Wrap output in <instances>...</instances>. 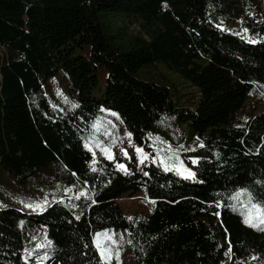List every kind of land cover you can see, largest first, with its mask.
Returning a JSON list of instances; mask_svg holds the SVG:
<instances>
[{
  "label": "trees",
  "instance_id": "16d2710c",
  "mask_svg": "<svg viewBox=\"0 0 264 264\" xmlns=\"http://www.w3.org/2000/svg\"><path fill=\"white\" fill-rule=\"evenodd\" d=\"M112 15L140 20L139 30L116 28ZM262 38L264 0H0V264H100L92 237L103 228L128 229L134 264H264V230L214 203L231 204L242 186L264 198L255 183L264 181V111L240 121L249 98L264 100ZM156 63L198 88L199 102L187 106L176 87L137 78ZM57 77L71 111L55 101L65 93L45 90ZM103 108L120 114L150 157L156 136L174 147L203 140L179 153L196 178L151 158L124 171L97 156L104 171H90L84 133ZM188 156L206 159L191 165ZM80 188L97 203L75 199ZM142 192L156 203L129 221L118 199ZM45 235L52 247L36 249Z\"/></svg>",
  "mask_w": 264,
  "mask_h": 264
},
{
  "label": "snow or ice",
  "instance_id": "6c2138e0",
  "mask_svg": "<svg viewBox=\"0 0 264 264\" xmlns=\"http://www.w3.org/2000/svg\"><path fill=\"white\" fill-rule=\"evenodd\" d=\"M251 15V13H250ZM217 27L223 28V24L220 23ZM229 30V29H225ZM230 31V30H229ZM244 33L243 39H246L250 43H256L257 40L253 39L249 35V29L243 28L241 30ZM239 35V33H237ZM264 39V38H262ZM259 83V82H254ZM261 88H264V85H260ZM264 95V93H261ZM75 106V105H74ZM102 111L110 112L113 117H116L117 120H120L119 114L116 112L111 111V109H102ZM247 119V118H245ZM123 123V121H120ZM163 121H161L162 123ZM239 127V125H238ZM92 128L94 132L90 134L87 138L83 140V144L85 149H87L91 154L92 158L88 161L89 170L92 172H103L104 169L98 167L100 161L97 158L98 149L102 157H104L108 161H116V157L112 152V144L105 143L101 141L96 135L95 132L103 130V134L108 136L112 143H115L117 140L116 132L118 130V125H116L113 121H100V118L97 117V122L93 123ZM149 138H151V134H148ZM123 136L127 138V144L132 146L135 150L136 156L140 163H143L147 159L151 158L154 161L159 162L163 168L167 170H174L176 173L186 179H195L196 178V171L189 167L184 159L180 157V151H195L196 147H204L203 140H200L197 137L198 144H194L191 148H186L184 145H177L173 146L167 140H163L159 136L155 137V141L153 143V148L155 151V155L150 157V154L144 150L143 146L135 145L132 139V132L125 129ZM120 152L123 156H128V151L125 148H121ZM218 155V153H217ZM202 159H206L200 156H188L187 160L190 161L191 165H198ZM115 167L127 171V167L125 163L121 161H116ZM75 175V173H73ZM147 175V173H145ZM85 185L88 183L87 181L84 182ZM256 184H259L262 188H264V181L257 180L255 181ZM76 185H72L70 187H66L63 189L64 192H70L72 188H75ZM72 196L79 200L81 198L85 200H91V204L97 203L95 199L92 198V193L87 188H80L79 190L72 193ZM261 196L264 197V193H261ZM145 199L150 202L151 204L155 205L156 200L154 198L148 197L147 194L145 195ZM228 201H232L231 204H223L222 201L216 200L214 201L217 208L221 206L230 207L233 211L239 210L242 216V222L252 228H258L260 230H264V198H257L252 190L247 186L237 187L235 190L231 192V194L227 197ZM48 200L45 199L43 201L44 204H48ZM60 202H63V198H61ZM28 207H32V205H27ZM91 205H88L90 207ZM39 207V204H37ZM71 207L76 208L78 205L71 204ZM217 216L220 215L219 212L216 213ZM76 219H80V216H76ZM129 221H132L134 218L129 216L127 217ZM135 219H140L136 217ZM23 221L19 222V225H23ZM124 232H128V229H125ZM131 235V233H129ZM103 237V241L101 240ZM33 240H36V237H32ZM122 242H126L127 244L131 245L133 243L132 239H127L125 241V237L123 233L117 234L114 230L103 228L101 230L96 231L92 237V243L96 247L99 253L100 264H112V259L115 258L116 264H121L120 261V253L122 251ZM52 240L44 236L43 243H37L35 245L36 249H45L52 247ZM87 247V245H85ZM228 250L231 251V244H229ZM26 257H31L34 253L29 249H24ZM48 253L46 252L44 258H47ZM231 258V257H230ZM252 259H256L255 256L251 257Z\"/></svg>",
  "mask_w": 264,
  "mask_h": 264
},
{
  "label": "rangeland",
  "instance_id": "374dc122",
  "mask_svg": "<svg viewBox=\"0 0 264 264\" xmlns=\"http://www.w3.org/2000/svg\"><path fill=\"white\" fill-rule=\"evenodd\" d=\"M112 21L115 24L116 28H120L125 24H129V30L131 32H137L139 30V23L141 22L138 19H126L119 15H112L111 16ZM233 26H239L238 23H231ZM3 52L2 48H0V54ZM62 75V74H59ZM137 78L144 80V81H150V82H157L161 83L163 81L167 82L169 85H172L173 87L177 88V91L181 94V100L183 98H190L191 103H187V106H190L191 104H194L195 100L196 103L199 102L200 95L198 88L191 85L189 82L184 80L180 75L177 73L170 71L165 66H163L160 63H156L154 65H148L144 66L140 71L137 73ZM101 85L94 90L95 96H100L101 90L104 87L106 80L103 75H99ZM45 90L47 93H65L63 97L55 98V101L58 105H61L65 110L71 111L76 105L75 100H73L72 96L69 95V93L64 92L65 89V83L63 81L62 77H57L54 79H51L48 84L45 86ZM197 96V99H196ZM182 106H185L184 103L181 104ZM106 109V108H103ZM111 111L116 112L111 109ZM264 111V100L258 96H252L247 101L244 110L240 114V121L246 120L245 118H248L249 116H253L255 114H258L260 112ZM118 113V112H116ZM119 114V113H118ZM120 117V114H119ZM100 121H113L116 125H118V130L116 132L117 140L115 143H112L110 138L108 136H105L103 134V130L99 132H95V135L103 142L105 143H111L112 144V152L116 157V161H121L123 163H132L134 161V158L136 159L137 163L141 166L143 164H146V161L143 163H140L135 150L132 146L127 144V138L123 136V133L125 131L124 125L120 122V120H117L116 117H113L110 112L102 111L99 115ZM97 119L93 121L88 129L85 130L84 138H87L90 134L94 132V129L92 128L93 123H96ZM188 138V135L186 136ZM165 139V138H164ZM125 148L128 151V156L125 157L121 154L120 149ZM146 152L150 154L152 152L151 150L144 149ZM97 156L101 157L100 151L97 149ZM127 167V165H126ZM120 206L124 212L125 215H133L136 212H144L147 213L149 211L150 202H148L145 199V195L142 192L139 195H124L123 197L118 199ZM239 211V210H238ZM111 230H114L117 234L123 233L125 237V241L128 239L126 232H124L123 229L120 228H111ZM101 240L103 241V237H101ZM122 251L120 253V261L121 264H134L133 262V253L132 250L126 242H122ZM112 264H116L115 258L112 259ZM226 264H231V261H228ZM242 264H254L253 262H245Z\"/></svg>",
  "mask_w": 264,
  "mask_h": 264
}]
</instances>
